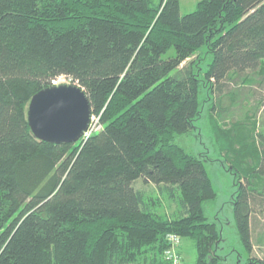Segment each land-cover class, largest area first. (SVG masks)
<instances>
[{"label":"trees","instance_id":"obj_1","mask_svg":"<svg viewBox=\"0 0 264 264\" xmlns=\"http://www.w3.org/2000/svg\"><path fill=\"white\" fill-rule=\"evenodd\" d=\"M204 45L217 90L247 69L264 80V0H199L186 14L180 0H0V264H167L168 234L194 242L195 264H222L204 206L216 190L204 160L176 141L201 116L191 58ZM61 76L100 115L103 128L85 141L40 140L28 123L32 96ZM212 119L251 254L264 133L259 148L253 122ZM138 180L167 192L173 214Z\"/></svg>","mask_w":264,"mask_h":264},{"label":"rangeland","instance_id":"obj_2","mask_svg":"<svg viewBox=\"0 0 264 264\" xmlns=\"http://www.w3.org/2000/svg\"><path fill=\"white\" fill-rule=\"evenodd\" d=\"M198 1L180 0L181 14L193 11ZM175 55V48L172 47L163 54V58L169 59ZM191 59L196 61L195 70L200 79L201 116L194 121V128L177 136L176 141L187 151L204 160L207 173L216 190V197L206 201L204 205L208 218L217 223L221 232V240L216 245L215 251L222 258V264H264V207L260 206L259 202L253 203L251 213L253 248L249 254L240 240L236 226L234 202L237 185L235 177L226 159L225 151H221L217 145L218 141L213 131L215 121L212 119L214 116L216 121L218 119L224 127L236 120L245 123L253 122L256 124L254 139L260 148V138L257 133H264V80L258 68L247 69L239 76L231 74L232 76L227 78L222 87L217 90L215 83L205 79V72L213 59V53L207 52V46L204 45ZM187 61L189 60L185 62ZM55 82L66 83L70 80L61 76ZM135 186L145 191L147 196L160 199L161 212L165 211L168 215L173 214L177 203L167 198V192H162L153 184H144L142 180H138ZM178 195L179 192L177 197ZM179 246L183 264H195L194 242L190 238H181ZM249 258H252L251 262Z\"/></svg>","mask_w":264,"mask_h":264},{"label":"water","instance_id":"obj_3","mask_svg":"<svg viewBox=\"0 0 264 264\" xmlns=\"http://www.w3.org/2000/svg\"><path fill=\"white\" fill-rule=\"evenodd\" d=\"M92 117L90 99L78 83L48 85L36 92L28 105L27 118L36 138L53 143L76 142Z\"/></svg>","mask_w":264,"mask_h":264},{"label":"built area","instance_id":"obj_4","mask_svg":"<svg viewBox=\"0 0 264 264\" xmlns=\"http://www.w3.org/2000/svg\"><path fill=\"white\" fill-rule=\"evenodd\" d=\"M103 128V124L100 120V115H92L90 124L86 132L81 137V140L85 141L93 133L100 131ZM170 247L164 252L167 264H183L182 257L178 253V247L180 245L181 237L177 234H168L167 236Z\"/></svg>","mask_w":264,"mask_h":264}]
</instances>
